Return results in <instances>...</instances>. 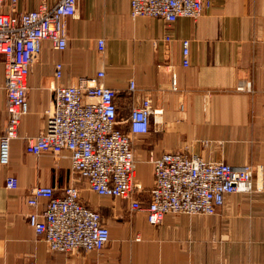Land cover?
Wrapping results in <instances>:
<instances>
[{
	"label": "crops",
	"instance_id": "obj_1",
	"mask_svg": "<svg viewBox=\"0 0 264 264\" xmlns=\"http://www.w3.org/2000/svg\"><path fill=\"white\" fill-rule=\"evenodd\" d=\"M39 3L19 0L15 10L35 9ZM66 35L63 50L42 42L27 76L28 111L18 136L10 140L8 163L0 165V264H264V189L254 190L259 176L264 184V0H208L196 19L182 16L171 25L131 16L129 0H77L75 15L66 19ZM100 37L103 52L97 50ZM182 39L189 40L187 66ZM56 62L61 63L58 79ZM100 69L105 73L101 82L116 90L120 128H126L124 119L145 94L159 110L150 116L146 133L132 136L134 179L142 187L144 205L154 177L149 158L166 151L183 150L234 166L253 164L249 184L228 194L198 229L182 213H168L159 225H151L144 211L130 214L127 201L91 191L72 172L67 151L57 157L26 153V138L44 128L53 85L76 83ZM130 80L136 85L133 92L127 89ZM5 103L1 79L0 134ZM9 175L18 180L15 188L5 186ZM71 184L108 228V242L100 251H50L27 223L32 208L25 200L33 186L50 185L59 193Z\"/></svg>",
	"mask_w": 264,
	"mask_h": 264
},
{
	"label": "built area",
	"instance_id": "obj_2",
	"mask_svg": "<svg viewBox=\"0 0 264 264\" xmlns=\"http://www.w3.org/2000/svg\"><path fill=\"white\" fill-rule=\"evenodd\" d=\"M18 1L0 0V82L2 79L6 93L0 165L8 163L10 140L18 136L20 121L28 111L26 81L30 67L44 40L57 50L66 47V19L75 15L77 4V0H40L37 8L16 12ZM207 5L208 0H129L131 16L155 17L169 25L182 16L196 19ZM163 39L167 41L170 36ZM104 44L103 37L96 40L99 52L104 51ZM188 46L189 40L182 39L184 66L189 62ZM104 75L100 69L76 83L53 85L44 128L26 138L25 152L57 157L67 151L72 172L84 179L91 191L127 201L128 212L144 211L151 225L161 223L168 213L215 214L228 194L249 184L254 172L250 164L234 166L183 150L166 151L149 158L154 177L144 205L139 197L142 187L134 179L132 136L146 133L150 116L159 110L145 94L124 119L126 128H120L116 90L101 82ZM60 76L61 63L56 62L54 77ZM127 89L136 90L133 80ZM17 185L14 175L5 179L7 188ZM260 189L257 183L254 190ZM41 199L43 207L36 210ZM25 201L32 208L26 214L27 223L50 251H100L106 246L108 228L100 213L81 200L78 186L68 185L59 193L50 185L33 186Z\"/></svg>",
	"mask_w": 264,
	"mask_h": 264
},
{
	"label": "rangeland",
	"instance_id": "obj_3",
	"mask_svg": "<svg viewBox=\"0 0 264 264\" xmlns=\"http://www.w3.org/2000/svg\"><path fill=\"white\" fill-rule=\"evenodd\" d=\"M251 165V164H250ZM252 166H253V164H252ZM257 169V168H256ZM261 171L262 170H260V171H257V173H259V174H261ZM256 172V171H255ZM260 178H259V182H257V183H259L260 184V186H261V191L264 189V184H263V178H262V176H259ZM257 185V184H256ZM260 190H256L257 192L258 191H260ZM182 214H184L185 215V217L186 218H188L189 219V222H188V224H195V226L197 227V229L199 228L198 226H200V225H202V219H203V217H205L206 215L205 214H185V213H182ZM160 224V223H159ZM159 224H157V225H159ZM187 224V222H185L184 223V225H186ZM201 227V226H200Z\"/></svg>",
	"mask_w": 264,
	"mask_h": 264
}]
</instances>
